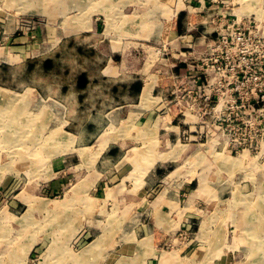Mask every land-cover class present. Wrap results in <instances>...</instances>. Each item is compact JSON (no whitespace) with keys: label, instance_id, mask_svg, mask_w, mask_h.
I'll return each instance as SVG.
<instances>
[{"label":"rangeland","instance_id":"obj_1","mask_svg":"<svg viewBox=\"0 0 264 264\" xmlns=\"http://www.w3.org/2000/svg\"><path fill=\"white\" fill-rule=\"evenodd\" d=\"M24 1L23 5L13 6L11 0H6L4 7V0H0V88L17 93L12 105L8 100L0 99V111L16 107L22 112L14 115L0 112V226H3L0 227V264H261L263 260L259 262L256 255L259 250L255 246L264 236L257 231L264 229V225H259L264 217V160L260 157L230 158L216 155L210 149L206 153L186 147L183 142L171 145L159 141V138L172 134L165 126L166 115L163 110L159 111L160 106L154 112L155 118L159 117L156 128L149 129L143 124L138 132L133 122L125 120L119 125L114 123L113 131L111 123L105 130L115 141H130L129 148L134 147V140L138 143L135 160L140 163L137 167L126 166L127 162L133 164L134 157L125 158L116 167L110 162L104 165L96 162L80 164L71 157L59 163L67 150L62 149L61 153V148L55 145L69 141V135L65 133L69 130L65 127L71 119L73 132L81 136L87 133L89 140L101 135V117L88 112L85 115L83 109H90L91 102L79 100L83 95L79 90L86 86H80L82 78L85 79V70L94 76L99 70L97 61L92 65L84 58L89 60L97 56L79 51V39L64 43L56 54L45 53L50 46L45 37L47 34L43 32L38 37L36 31L48 23L47 0ZM49 1L52 3L49 4L52 8L49 19L54 18L55 26H61L65 17L79 16L78 5L64 6L62 0ZM146 2L154 6L156 13L161 11L163 15L157 2ZM212 4L240 18L245 15L260 18L256 11L264 13L263 0H216ZM21 14L32 16L19 19L17 16ZM172 14L167 11L164 29L147 39L146 47L138 48L137 57H153L156 61V57L162 55L172 64L174 58L181 59L182 53L192 55L203 49L201 41L196 40L203 31L197 28L191 32L180 29L184 33L183 40H175L176 35L170 33L171 27L176 26ZM150 18L152 21L158 19L153 12ZM140 19V16L134 17V22ZM121 21L123 25H128L126 17H121ZM184 23H187L186 20ZM209 29L213 31V27ZM11 30L14 33L8 34ZM6 36L11 38L5 39ZM19 37L26 38L24 46L38 44L42 48L38 61L22 65L17 63L22 58L7 55L8 48L14 46V40ZM161 38H164V43ZM186 39H191V43ZM49 56L54 59L47 66ZM178 66L170 69L172 74L178 73ZM161 71V65H155V74H160L152 79L155 85L160 86L157 88L160 94L169 79L166 75L162 76ZM104 87L109 88L104 84L100 95L104 97V102L106 99L110 103L111 99L103 96L107 94ZM52 96L61 100L53 102ZM126 99L121 95L119 102ZM52 104H55L60 116L56 121ZM145 105L147 103L142 102L141 107L145 110H140L141 115L150 114L146 112L148 107ZM152 105L156 106L157 102ZM80 106V112L74 114L73 111ZM66 108L73 114L69 116ZM86 123L93 124L99 131H84ZM154 139L159 140L152 143ZM141 156L143 159L139 160ZM152 163L155 166L159 164L162 167L160 171H167L163 178L167 189L175 186V181L189 171L187 167H191V176L195 178L193 196L203 198L206 203L194 207V223H173V216H170L171 223L157 224L156 229L162 230V237H154L147 243L139 236L146 224L143 220L147 219L148 226V221L154 219L153 216L151 218V209L147 211L150 214H144L137 192L141 187V170L150 168ZM200 166L206 171L201 173ZM105 171L106 178L102 177ZM104 187L120 188V193L109 195V201L103 198L101 201L97 197L95 205L92 190L97 189L98 193ZM59 204L62 206L58 207ZM183 207L178 206L179 211ZM29 211H32L31 214ZM154 230V227L149 228L151 232ZM112 237H115L114 240ZM76 257L84 261H78Z\"/></svg>","mask_w":264,"mask_h":264},{"label":"crops","instance_id":"obj_2","mask_svg":"<svg viewBox=\"0 0 264 264\" xmlns=\"http://www.w3.org/2000/svg\"><path fill=\"white\" fill-rule=\"evenodd\" d=\"M72 1L73 0H62L61 4L64 6L66 4L78 5L80 8V13L78 14L79 16L76 15L74 17H65L61 26H55L54 18L51 20L49 19L51 16L52 8L49 5L51 2L47 0L46 5L48 11V23L46 27L41 26L39 31H36V35L39 37V34L43 32L47 34L45 37L47 38L50 46H48V50L44 51L45 53L56 54L58 49L62 47L64 43L72 41L73 39H79L81 41L79 51H84L85 55V52L88 51L89 53L97 56V58H92L89 60L84 58L86 63L88 62L92 65H94V61H97L99 70L98 75L96 76L90 74L89 72H87V70H85V79L82 78L80 86L84 87L85 84L86 86L85 88H83V90H79L81 91V95L83 94L82 97L79 98V100L80 102H85V99H87V102H91L90 109H88V107L87 109H83V111H85V115L88 112L90 115L101 117V124L99 127L101 135L99 137L97 136L96 138L92 137L91 140H89V134L86 133L85 135L81 136V134L73 132L70 127V125H73L71 119L70 121H68V125L65 127V130H69L68 132L65 131V133L67 132L66 134L69 135V141L64 143L60 142L55 145L56 147H59L61 145L59 148L67 150V153L64 154L59 159L60 162H58L62 163L63 159L67 160L71 157L73 159H76V161H78V163L80 164L90 161V163L96 162L99 165H104L105 162H110L116 167L119 163L123 162L125 158L134 157L133 164L127 162L126 166L129 165V167L131 168H134V166L137 167L138 163H140V161L135 160L137 159V153L139 149L138 143H136V141L134 140V147L129 148L128 146L130 141H127L125 139H119L118 141H115L116 139L113 136L111 137L110 135L109 137V135L106 134L105 129L109 128L110 123L112 124V126H110L112 128L114 126V123L119 125L121 122L124 123L125 120L133 122V124L137 128L136 131L138 132L144 125L149 129L156 128L159 117L155 118L154 112L158 109L156 108V106H153L152 103L158 101L154 95V89L157 85L152 82V79L159 77L158 73L157 75L155 74V65L158 67L159 64L157 63H160L157 60L161 59V62L163 64L161 66L162 70H166L164 69V65H167L169 62L162 58H157L155 62L152 57L145 56L143 59L137 56L138 48L146 47L144 46L146 43L145 41H147V39L149 38L151 39L152 35H155L158 31L161 33L162 29H164V23L161 21V18L163 16H161L160 13H156L154 11V6L149 2H146L147 0H74V3ZM154 1L158 3L160 7L159 9H161L162 7L164 10L170 5H177L178 10L181 13L188 12L189 17H193L196 6L199 8V10H202L204 8V4H202V2H204L203 0ZM3 3L5 7L6 0H4ZM23 3H25L24 0H11V4H13V6L23 5ZM29 3L31 2H28L27 4ZM152 12L155 16H157L158 19H154L153 21L151 20L150 16L152 15ZM124 13L126 15H124ZM29 16L32 15L21 14L17 17H19L20 19L22 17ZM138 16H140L141 19L138 22H134V17L137 18ZM121 17L127 18V26L122 24ZM6 18L8 17L6 16ZM52 20L53 22H51ZM181 26L182 27L180 29L183 30V25ZM166 27L167 25L165 26V31L167 29ZM17 29L18 28L15 29V32L17 31ZM180 29L179 26L176 25L175 27L172 26L170 30V33L172 35H176L175 40L178 42L181 41V39L179 38ZM9 32L10 33L8 34H12L14 33V30H11ZM10 36H6L5 39H8ZM178 38L179 40H177ZM23 40H26V38H16L14 40L15 42H13L14 46L8 48L7 55L17 56L20 59L22 58L20 60L21 62H17L22 65L28 62L38 61L39 57L41 56L39 54L42 48H40V46H37L38 44L30 47L24 46L25 41ZM187 40L189 43H191L192 41L191 39ZM160 41H162L163 43L165 42L164 38H161ZM167 42L168 41L166 38V43ZM54 57L56 58L57 56ZM53 59V57L49 56L48 62L52 64L51 60ZM43 62H46V60ZM139 83H141L140 91L136 89V86H138ZM104 84L106 86L108 85L109 88L104 87V89L107 91V94H104L103 96L110 98V103H107L106 99L104 102V97L100 95L101 90H103ZM147 85L151 87L149 93L152 96L153 101L147 104L148 109H146V112L150 113L151 115H141L140 110L143 109L141 107V104L142 102L145 103L141 97H143V93ZM34 90L38 94L37 90ZM38 95L40 96V94ZM121 95L126 96L128 99L119 102L121 100ZM51 100L53 102H58V100L60 101L61 98L52 96ZM57 104L59 107V103ZM52 105L54 121H56L57 116H60L59 112H56L57 109L55 104ZM81 108L82 107L80 106V108H77V110L75 109V111H73L74 114L80 112ZM65 110L67 111V114L69 116L73 114L72 111L69 112V108H66ZM165 126H168L167 123H165ZM93 129L96 130L97 128H94L93 124L91 123H86L84 131ZM99 129H97V131H99ZM107 136L109 139L107 138ZM111 138H113L114 140H111ZM159 139H154L151 142L157 143L158 140H163L166 144L171 142L169 135H166L165 137ZM80 152L82 153V155H84L82 156ZM94 156L96 157V159ZM142 159L143 157L139 160ZM91 160L94 161L92 162ZM160 168L162 167H160L159 164H156L155 166V164L153 165L152 163L150 168L141 170V173L139 174L142 175V178L139 181L141 183V187L137 192L138 201L140 205L142 204L145 215L150 214L147 211L151 209V218L153 216L154 219L153 221H148V226L147 219L145 218L143 220L146 224H144V231L140 233L139 236L142 240H146L147 243L149 239H152L154 237H158L159 239L162 237V230L160 231L159 228L156 229V225L162 222L171 223L170 216H173V223L177 221L194 223L196 214L194 212V207L196 206V204L201 205V203L204 202L203 198L193 196V184L195 182V178L191 176V171H187L185 173L187 175L184 174L183 176L179 177L178 180L176 179L177 181H175V183L177 184L167 189V187L163 185V178L168 173L167 171H160ZM199 169L201 173L206 171L204 169H201V167ZM93 170L95 169L93 168ZM106 173V171L105 173H102V177L106 178ZM92 175L93 174L91 173V176ZM119 189L120 188L104 187L103 190L99 191L98 193L97 189L92 190V202H94V204L96 205L98 199L97 197H99V200L103 198L104 200L108 199L109 201V195H118L120 193ZM113 198L115 199L114 196ZM151 198H153V200ZM178 206H184V209H181L179 211ZM174 216H176V220H174ZM153 227L155 230L152 232L149 231V228L151 229ZM140 229H143V227ZM113 238L115 237H112V240H114Z\"/></svg>","mask_w":264,"mask_h":264},{"label":"built area","instance_id":"obj_3","mask_svg":"<svg viewBox=\"0 0 264 264\" xmlns=\"http://www.w3.org/2000/svg\"><path fill=\"white\" fill-rule=\"evenodd\" d=\"M203 1L204 8L196 6L193 17L177 5L161 8L163 15L159 11L163 23L170 11L179 29L203 31L196 39L203 49L182 53L172 64L167 57H156L169 62L161 71L169 77L163 93H158L160 86L154 89L156 108L166 115L171 145L183 142L201 152L264 160V16L240 18L213 7L216 0ZM177 66L178 73L172 74Z\"/></svg>","mask_w":264,"mask_h":264},{"label":"bare ground","instance_id":"obj_4","mask_svg":"<svg viewBox=\"0 0 264 264\" xmlns=\"http://www.w3.org/2000/svg\"><path fill=\"white\" fill-rule=\"evenodd\" d=\"M264 1V0H263ZM73 3H74V0L72 1ZM70 6H71V4H70ZM77 6V5H76ZM77 7H79V6H77ZM74 8H75V6H74ZM41 10V9H40ZM43 11V10H42ZM38 12V11H37ZM257 12V14H258V17H260L259 19L261 20V19H263V14L261 13V12H259V11H256ZM86 21V20H85ZM264 27V26H263ZM35 55V54H34ZM148 81V80H147ZM146 81V82H147ZM150 81H151V78H150ZM154 82V81H153ZM152 85H153V83H152ZM153 87V86H152ZM150 88L151 87H149L148 85H147V87L145 88V91H144V93H143V97H141L142 99H143V101L144 102H146L147 104H149V102H151V101H153L152 100V96L150 95V93H149V90H150ZM17 97V93H14V92H11V91H9V90H7V89H3V88H0V99H3L4 101H9L8 103L10 104V105H12L13 104V102H15V98ZM32 97V96H31ZM21 99V98H20ZM2 100V101H3ZM23 101H24V98H23ZM18 102V101H17ZM25 102V101H24ZM23 102V103H24ZM30 102V101H29ZM2 103H0V105H1ZM18 104V103H17ZM15 106H18V105H16L15 104ZM49 106V105H48ZM136 106V105H135ZM138 107V106H137ZM146 107H147V105H146ZM25 108H27V107H25ZM1 109V108H0ZM24 109V108H23ZM47 109V108H46ZM57 109V108H56ZM147 109V108H146ZM24 110H26V109H24ZM23 110V112L24 113H27L26 111H24ZM18 111H20V113H22L21 112V109H18V108H16V107H13V108H9V107H7V108H4V112L2 111H0L1 112V114L3 113V114H6L7 112L8 113H10L11 115L13 114H18L19 112ZM128 114H130V113H128ZM132 115V114H131ZM123 116V115H122ZM113 117V116H112ZM17 118H19V115H18V117ZM29 120H30V118H29ZM33 122V121H32ZM16 123V122H15ZM28 123V122H27ZM44 123V122H43ZM30 126H31V124H30ZM36 126V125H35ZM110 126H112V124H110ZM33 129H34V127H33ZM57 129V128H56ZM114 129V128H113ZM106 130V129H105ZM111 130H112V128H111ZM53 131V130H52ZM56 131V130H55ZM59 131V130H58ZM113 131V130H112ZM39 132V131H38ZM41 133H43V132H41ZM60 133V132H59ZM67 133V132H66ZM110 133H111V131H110ZM9 134V133H8ZM53 134V133H52ZM55 134H56V132H55ZM70 134V133H69ZM103 134V133H102ZM108 134V133H107ZM10 135V134H9ZM110 135V134H109ZM104 136V135H103ZM112 136V135H111ZM110 137V136H109ZM148 137V136H147ZM36 138V137H35ZM107 138H108V136H107ZM107 138H106V140H107ZM17 139V138H16ZM109 139V138H108ZM18 140V139H17ZM20 140V139H19ZM37 140H38V138H37ZM101 140V139H100ZM105 140V141H106ZM111 140H112V138H111ZM114 140V139H113ZM18 142V141H17ZM49 142H52V141H49ZM56 142H57V140H56ZM59 142V141H58ZM97 142V141H96ZM113 142V141H112ZM64 143V142H63ZM104 143V142H103ZM107 143V142H106ZM111 143V142H110ZM116 143V142H115ZM59 145V144H58ZM103 145V144H102ZM108 145V144H107ZM61 146V145H60ZM59 146V147H60ZM93 147V146H92ZM42 148H45V147H42ZM106 148V147H105ZM88 149V148H87ZM42 150H44V149H42ZM45 150H46V148H45ZM75 150V149H74ZM82 150V149H81ZM83 152H84V150H83ZM101 152V151H100ZM61 153H62V149H61ZM81 153V152H80ZM55 154V153H54ZM101 154V153H100ZM56 155H58V154H56ZM81 155H82V153H81ZM84 155V154H83ZM82 155V156H83ZM81 157V156H80ZM85 157V156H84ZM95 157V156H94ZM98 157V156H97ZM51 159V158H50ZM84 159V158H83ZM91 159V158H90ZM93 159V158H92ZM95 159H96V157H95ZM94 159V160H95ZM93 160V161H94ZM88 161V160H87ZM92 161V160H91ZM92 161V162H93ZM90 162V161H89ZM227 162V161H226ZM228 163V162H227ZM225 164V163H224ZM80 189H81V187H80ZM258 191V190H257ZM261 191V190H260ZM260 193V192H259ZM260 195H262V194H260ZM61 204V203H60ZM59 204V206L58 207H60V206H62V205H60ZM52 206V205H51ZM264 206V205H263ZM51 208V207H50ZM31 209H32V207H31ZM33 210H34V208H33ZM32 210V211H33ZM56 210V209H55ZM263 210V209H262ZM32 211H29V213L31 214V212ZM59 211V210H58ZM263 212H264V210H263ZM29 215V214H28ZM9 220V219H8ZM59 220V219H58ZM28 221V220H27ZM57 221V220H56ZM8 225V224H7ZM260 227H262L263 225H264V217H263V219H261L260 220ZM2 226V225H1ZM0 226V227H1ZM3 227V226H2ZM6 230H8V229H6ZM257 231H260L261 233H263L264 234V229L263 230H257ZM60 237V236H59ZM59 240V239H58ZM61 241V240H60ZM59 241V242H60ZM55 244V243H54ZM62 244V243H61ZM25 248V247H24ZM52 248V247H51ZM255 248H257L258 250H259V252L257 253L256 252V255H257V258L259 257V262H260V260L262 261L263 260V262H264V236L261 238V240H260V242H259V244L258 245H256L255 246ZM63 249V248H62ZM24 250V249H23ZM60 252H62L61 250H60ZM57 253V252H56ZM65 253V252H64ZM63 253V254H64ZM69 253V252H68ZM67 253V254H68ZM62 254V255H63ZM71 254V253H70ZM23 255H24V253H23ZM65 255V254H64ZM69 255V254H68ZM72 256V255H71ZM81 257H82V255H80ZM47 258V257H46ZM77 258V257H76ZM64 259V258H63ZM78 259V261L80 260L81 261V259H79V258H77ZM15 261H16V259H15ZM46 261V260H45ZM64 261V260H63ZM82 261H84V259H82ZM81 261V262H82ZM5 262V261H4ZM17 262V261H16ZM75 262V261H74ZM87 262V261H86ZM261 263V264H264V263ZM11 264V263H10ZM13 264V263H12ZM61 264V263H60ZM88 264V263H87ZM90 264V263H89Z\"/></svg>","mask_w":264,"mask_h":264},{"label":"trees","instance_id":"obj_5","mask_svg":"<svg viewBox=\"0 0 264 264\" xmlns=\"http://www.w3.org/2000/svg\"><path fill=\"white\" fill-rule=\"evenodd\" d=\"M48 65H51V63L48 62V63H47V66H48ZM136 89H137L138 91L141 90V83H139L138 86H136Z\"/></svg>","mask_w":264,"mask_h":264}]
</instances>
